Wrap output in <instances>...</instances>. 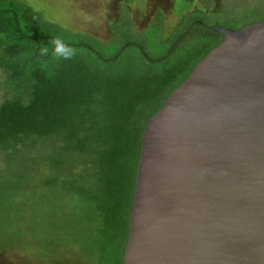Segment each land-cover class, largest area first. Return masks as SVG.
<instances>
[{
	"label": "trees",
	"instance_id": "1",
	"mask_svg": "<svg viewBox=\"0 0 264 264\" xmlns=\"http://www.w3.org/2000/svg\"><path fill=\"white\" fill-rule=\"evenodd\" d=\"M197 34L168 62L184 29L152 59L129 35L103 44L0 0V250L122 264L141 134L211 49Z\"/></svg>",
	"mask_w": 264,
	"mask_h": 264
},
{
	"label": "water",
	"instance_id": "2",
	"mask_svg": "<svg viewBox=\"0 0 264 264\" xmlns=\"http://www.w3.org/2000/svg\"><path fill=\"white\" fill-rule=\"evenodd\" d=\"M218 30L141 134L122 264H264V19Z\"/></svg>",
	"mask_w": 264,
	"mask_h": 264
},
{
	"label": "rangeland",
	"instance_id": "3",
	"mask_svg": "<svg viewBox=\"0 0 264 264\" xmlns=\"http://www.w3.org/2000/svg\"><path fill=\"white\" fill-rule=\"evenodd\" d=\"M31 6L34 11L41 12L43 17L50 22L60 24L67 30L76 33H83L93 36L98 42L112 44L118 37L130 36L131 39L142 48L152 59L157 57L152 51H161L155 47L158 43L162 46L171 43L174 23L180 18L176 15H165L164 18L158 15L155 18L153 8L142 7L140 2L129 6L131 0H19ZM120 1V8H116V2ZM232 1V0H231ZM127 5L125 6V4ZM223 3V2H222ZM138 4V5H137ZM245 4V5H244ZM245 8L235 17L238 21L259 20L264 15V0H246ZM228 10L237 9L240 5H232L227 0L223 4ZM224 7V8H225ZM211 8V7H210ZM240 8V9H241ZM163 20H162V18ZM198 17L195 16L194 18ZM181 29V27H179ZM179 31V30H178ZM193 42L189 37L184 38L175 46L179 50L170 57L164 56L168 62L180 61L175 57L184 52ZM152 47V50L150 49ZM155 47V48H154ZM185 48V49H182ZM189 50V48H187ZM175 59V60H174ZM3 76L0 71V81ZM0 84V103L5 91ZM30 249V250H29ZM0 264H91L84 257L64 258H40L34 253L32 247L19 245L17 248L0 250Z\"/></svg>",
	"mask_w": 264,
	"mask_h": 264
},
{
	"label": "flooded vegetation",
	"instance_id": "4",
	"mask_svg": "<svg viewBox=\"0 0 264 264\" xmlns=\"http://www.w3.org/2000/svg\"><path fill=\"white\" fill-rule=\"evenodd\" d=\"M245 1L246 0H229V3L232 5H243ZM135 2H140L142 7L150 5L153 8L155 18H158V15L164 18L167 14H169V16H178L180 19L173 24L175 32L172 38L176 35L179 36V31L184 29L185 38L189 37L193 42V45L187 48L194 52H198V26L204 31H209L210 34H208V36L212 39L210 43L212 49L224 38V35L218 30L219 28L237 31L244 26L257 23L264 19L263 15L259 20L250 22L236 21L235 17L245 8V4L242 8L240 6L237 9L228 10L227 7L223 5L227 0H131L128 5H135ZM126 5L127 3L125 6ZM120 7V1L116 2V8ZM197 14L198 17L194 18ZM179 27H181V29H179Z\"/></svg>",
	"mask_w": 264,
	"mask_h": 264
}]
</instances>
